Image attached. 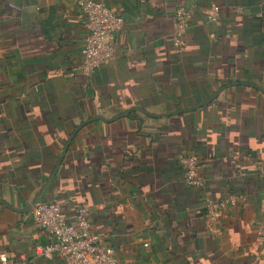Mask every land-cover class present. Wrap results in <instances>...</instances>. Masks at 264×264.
Listing matches in <instances>:
<instances>
[{
  "label": "crops",
  "instance_id": "0c3cea01",
  "mask_svg": "<svg viewBox=\"0 0 264 264\" xmlns=\"http://www.w3.org/2000/svg\"><path fill=\"white\" fill-rule=\"evenodd\" d=\"M95 1L124 27L112 40L113 58L87 76L80 0H0V201L17 210L0 203V264H65L34 257L51 239L34 224L33 209L21 211L80 123L134 107L159 117L133 111L84 126L40 202L57 203L68 222L87 207L92 230L119 264H264V95L230 87L185 112L234 83L264 89V5ZM212 6L216 22L208 20ZM181 7L191 19L175 49ZM185 156L196 158L201 188L184 183ZM229 196L239 201L209 224L204 199Z\"/></svg>",
  "mask_w": 264,
  "mask_h": 264
},
{
  "label": "built area",
  "instance_id": "2783aa9c",
  "mask_svg": "<svg viewBox=\"0 0 264 264\" xmlns=\"http://www.w3.org/2000/svg\"><path fill=\"white\" fill-rule=\"evenodd\" d=\"M258 1L264 5V0ZM79 6L86 30L80 49V70L88 76L113 58L112 40L123 29L124 21L101 1L80 0ZM218 14V7L212 6L208 20L216 22ZM174 18L176 25L171 38L172 46L175 49H182L185 44V33L189 28L191 11L178 8ZM180 163L185 170L186 186L201 188L203 180L198 175L196 158L181 157ZM261 176L264 178V170H261ZM238 201L239 198L236 196L220 200L205 198L203 208L206 211L207 222L215 223L225 208L235 205ZM32 220L51 239L47 245L34 250V257L45 259L58 257L65 264H119L115 250L106 244L101 234L92 230L87 207H79L75 211L73 222H68L57 203L38 202L32 210ZM259 234L264 237V225ZM1 264H11V262L4 259Z\"/></svg>",
  "mask_w": 264,
  "mask_h": 264
},
{
  "label": "water",
  "instance_id": "95a60500",
  "mask_svg": "<svg viewBox=\"0 0 264 264\" xmlns=\"http://www.w3.org/2000/svg\"><path fill=\"white\" fill-rule=\"evenodd\" d=\"M237 86H247V87H250V88H253V89L259 91L262 95H264V89L261 88V87H259V86H255V85H252V84H246V83H234V84H232V85H228V86H225V87H222V88L218 89V90L214 93V95H213L209 100H207V101H205V102H203V103H201V104H199V105H196V106H194V107H192V108L186 110L185 112H193V111H195L196 109H198V108H200V107L206 106V105L210 104L211 102H213V101L218 97V95H219L221 92H223L224 90H226V89H228V88H230V87H237ZM133 111L140 112V113H142L143 115H146V116L151 117V118H157V117H159V116H157V115H153V114H151V113H149V112H147V111H145V110H143V109H141V108H139V107H134V108H132V109H128V110L125 111L123 114L118 115V116H116V117L105 118V117L102 116V115H94L93 117H91V118H89V119L83 121L82 123H80V124L74 129V131H73L72 134L69 136V138L67 139V141H66V143H65V145H64V147H63V150H62V152H61V154H60V156H59V158H58V161H57V163H56V165H55V168H54V170L52 171L51 175H50L49 178L45 181L44 185L41 187V189L38 191V193L35 195V197L32 199L30 205H28V206H27L24 210H22L21 212H29V211H31V210L34 208V206H35L38 202H40V201L42 200L43 195H44L45 192L47 191V189H48L49 185L51 184V182L54 180V178H55V176H56V174H57V172H58V170H59V168H60V166H61V163H62V161H63V159H64V157H65V155H66V153H67V151H68L69 146L72 144V142H73V140H74L76 134H77V133H78V132H79L84 126H86V125H88V124H91V123H93V122H97V121H102V122H104V123H113V122H116V121H118V120H120V119H123V118L127 117V116H128L131 112H133ZM164 116H165V115H164ZM0 203L3 204V205H5V206H8V205H6L3 201H0ZM8 208L11 209V207H9V206H8ZM11 210L17 211V210H15V209H11Z\"/></svg>",
  "mask_w": 264,
  "mask_h": 264
},
{
  "label": "trees",
  "instance_id": "16d2710c",
  "mask_svg": "<svg viewBox=\"0 0 264 264\" xmlns=\"http://www.w3.org/2000/svg\"><path fill=\"white\" fill-rule=\"evenodd\" d=\"M247 81H249V82H251V83H254V81H252L251 79H249V80H247ZM234 82V80H228V81H225V82H223L222 84H221V86H224V85H227V84H231V83H233ZM241 86H239V88H240ZM203 101H205V99H200V101H198V102H203ZM215 101V100H214ZM213 101V102H214ZM213 102H211L210 104H208V105H206V106H203V107H200V108H198V110L199 109H202V108H205V107H207V106H209V105H211ZM138 113L137 112H132L131 114H129V116H128V118H133V117H135L136 115H137ZM187 157V156H186ZM79 207H81V206H79ZM78 207V208H79ZM77 208V209H78ZM76 209V210H77ZM203 212H204V214L206 215V211H205V209L203 208Z\"/></svg>",
  "mask_w": 264,
  "mask_h": 264
}]
</instances>
